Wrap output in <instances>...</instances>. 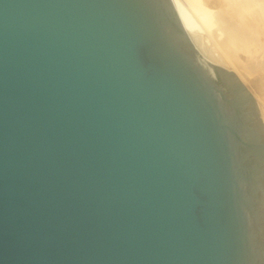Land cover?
I'll return each mask as SVG.
<instances>
[{
    "label": "water",
    "instance_id": "1",
    "mask_svg": "<svg viewBox=\"0 0 264 264\" xmlns=\"http://www.w3.org/2000/svg\"><path fill=\"white\" fill-rule=\"evenodd\" d=\"M201 58L171 0H0V264H259Z\"/></svg>",
    "mask_w": 264,
    "mask_h": 264
},
{
    "label": "bare ground",
    "instance_id": "2",
    "mask_svg": "<svg viewBox=\"0 0 264 264\" xmlns=\"http://www.w3.org/2000/svg\"><path fill=\"white\" fill-rule=\"evenodd\" d=\"M172 1L202 58L249 83L264 124V0ZM248 115L255 130L263 131L253 110Z\"/></svg>",
    "mask_w": 264,
    "mask_h": 264
},
{
    "label": "rangeland",
    "instance_id": "3",
    "mask_svg": "<svg viewBox=\"0 0 264 264\" xmlns=\"http://www.w3.org/2000/svg\"><path fill=\"white\" fill-rule=\"evenodd\" d=\"M196 52L198 53V50H196ZM198 54L200 55V53ZM198 61L203 68H206L210 71L211 77L219 84L220 99L231 100L229 92L234 94V106L228 115L230 117V114L232 116L234 112H237L238 117H240L243 123V128L240 130L239 135L240 137H244V143L264 147V124L261 118L259 106L257 104L256 94L250 87L249 83L242 81L234 72L221 67L230 73V75L226 76L225 81H223L215 70V67L220 66L210 63L208 60L204 59V57L198 59ZM250 109L253 110L255 121L259 126L261 125L260 127H262L263 131L257 132L253 125H251L248 115V111ZM243 156L245 172L250 178V184L247 185V188L252 192L251 202L254 214L252 217L254 223L253 233L254 235L259 234L258 237L255 236L254 242L256 245L258 244V246H260L258 253L259 264H264V247L260 238L262 231L260 228V223L264 214V179L262 182H260V176L264 172V163H261L257 158H250L244 154Z\"/></svg>",
    "mask_w": 264,
    "mask_h": 264
}]
</instances>
